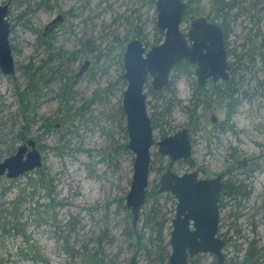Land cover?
I'll list each match as a JSON object with an SVG mask.
<instances>
[{
    "label": "rangeland",
    "instance_id": "rangeland-1",
    "mask_svg": "<svg viewBox=\"0 0 264 264\" xmlns=\"http://www.w3.org/2000/svg\"><path fill=\"white\" fill-rule=\"evenodd\" d=\"M183 1L188 10L180 30L186 35L191 21L212 16L215 5ZM8 3L16 73L6 76L0 69V162L33 140L43 164L17 178L0 176V264H166L177 202L171 193L158 192L166 170L197 171L204 178L220 174L236 186L221 194L219 204L224 264H245L250 243L256 254L248 264H264V0H246L242 10L230 12L229 57L237 63L236 56L245 54L240 63L247 68L235 65L234 110L210 86L212 107L194 106L191 65L175 67L161 92L145 86L154 143L135 226L125 204L134 154L125 148L122 55L136 27L146 47L154 45V3L0 0ZM85 62L87 70L76 77ZM182 128L189 130L192 154L171 161L156 141ZM188 264L218 262L204 253Z\"/></svg>",
    "mask_w": 264,
    "mask_h": 264
},
{
    "label": "water",
    "instance_id": "water-1",
    "mask_svg": "<svg viewBox=\"0 0 264 264\" xmlns=\"http://www.w3.org/2000/svg\"><path fill=\"white\" fill-rule=\"evenodd\" d=\"M154 3L155 28L162 33V41L147 48L140 40L127 43L122 64V79L127 88L123 94L122 109L125 115V148L134 154L133 174L125 198L133 226L146 197L150 173V148L153 145V127L147 112L145 86L160 92L169 85L171 71L182 62L196 67L194 74L199 86L207 79H228V64L221 28L195 19L184 36L181 20L187 10L183 0H147ZM10 4L0 5V69L6 76L16 73L13 49L10 43L11 24L8 21ZM88 67L85 62L78 75ZM150 79V82H149ZM158 152L171 161H187L192 154L189 131L183 128L156 142ZM31 148V149H29ZM43 164L37 144L31 140L17 152L0 162V176L17 178ZM223 189L220 176L199 178L197 171L177 174L166 170L159 178L158 192L171 193L177 200L172 219L167 264H187L188 257L211 252L223 264V241L217 236L219 202ZM191 222V223H190ZM190 226L193 230H190Z\"/></svg>",
    "mask_w": 264,
    "mask_h": 264
},
{
    "label": "flooded vegetation",
    "instance_id": "flooded-vegetation-1",
    "mask_svg": "<svg viewBox=\"0 0 264 264\" xmlns=\"http://www.w3.org/2000/svg\"><path fill=\"white\" fill-rule=\"evenodd\" d=\"M52 2H56L57 0H51ZM246 2V0H241V1H239V3H238V0H233V1H231V2H228V3H225L226 4V6H228V7H226V9L224 10V17H225V21L223 22L222 21V19H220V18H215V8L213 9V12H211L213 15L212 16H201V17H198V18H194L192 21H191V23L195 20V19H199V18H203V19H205L206 21H207V23H212V24H216L217 26H219L220 28H221V31H222V33H223V38H224V44H225V50H226V58H227V64H228V71H227V74H228V79H226L225 81H222V80H217L216 82H213L212 81V79L210 78V79H207L206 80V82H205V84H204V86H199V84L197 83V80H196V85H197V90H196V92H195V94L193 95V97H197V99H199V100H201L203 97H205V96H207L208 97V95H207V91H208V89H209V86L211 87V89H212V93L214 94V95H223V98L224 99H228V104H227V107L229 108L230 106H231V104H233L234 103V105H233V107L232 108H229L228 110H229V112L230 111H232V110H234V107H236V105H235V100L233 99V97H234V95H235V93L238 91V88H237V85H238V83H235V81H236V79H235V77H234V74L237 72V70L238 69H236V66L235 65H238L239 66V70L241 69V70H243V71H247V68L243 65V64H241L240 63V61H241V59H243L244 57H245V54L244 55H241V56H236V58L238 59V62L237 63H234V61H232V60H230V57H229V55L232 53V50H231V47H230V45H229V43H228V40H227V35L230 33V31H231V29L230 28H228V26H229V24L231 23V16H230V12L231 11H233V10H235L234 8H240L241 10H242V4L243 3H245ZM186 6H187V10H188V5L186 4ZM252 9L253 10H257V1L256 2H254L253 4H252ZM187 10H186V12L184 13V15H183V17L185 16V14L187 13ZM238 15H241V14H238ZM238 15H235V19H238L239 17H238ZM217 19H220L221 20V22H217L216 20ZM62 19H61V17H58V21H61ZM56 22V21H55ZM191 25V24H190ZM190 29V28H189ZM188 29V30H189ZM184 36H186V35H184ZM247 37V36H246ZM247 43H248V41H247ZM248 57H249V55H247ZM250 58V57H249ZM240 63V64H239ZM186 62H182V63H180L179 65H184V66H186ZM187 65H189V64H187ZM83 66V65H82ZM193 68H194V71H195V69H196V67L195 66H193V65H191ZM177 67V66H176ZM240 70V71H241ZM248 70H250V69H248ZM195 75V74H194ZM80 75H78V73H77V75H76V77H79ZM196 78V77H195ZM237 81H239V79H237ZM223 85V86H222ZM221 86V87H220ZM150 90H151V88H149ZM161 92V91H160ZM195 97V98H196ZM200 97V98H199ZM194 101V100H193ZM200 103H203V102H200ZM193 104H194V106H195V102H193ZM199 104V103H198ZM205 104V103H204ZM211 104V103H210ZM147 106V105H146ZM212 106L210 105V106H207V108H211ZM150 117V116H149ZM150 120H151V118H150ZM210 120H211V122L212 123H217L219 120H218V117H217V115L214 113V112H212L211 113V117H210ZM151 123H152V120H151ZM217 125V124H216ZM152 127H153V129H154V125H153V123H152ZM183 129V128H182ZM181 129V130H182ZM187 129V128H186ZM189 131V130H188ZM179 132V131H178ZM154 140V139H153ZM161 140V139H160ZM191 140V139H190ZM159 141V140H158ZM158 141H156V142H158ZM154 143V142H153ZM192 144V143H191ZM29 149H31V148H29ZM229 171H231V170H229ZM198 173V172H197ZM199 175V174H198ZM216 176H220L221 177V181L223 182V189H222V193L221 194H230V193H232V191L230 190L231 189V187H230V183H228L229 181H225L224 179H223V177H222V175H216ZM216 176H214V177H216ZM214 177H211V178H214ZM199 178H204V177H200L199 176ZM176 199V198H175ZM220 202H221V199H220ZM220 202H219V204H220ZM218 204V205H219ZM176 206V205H175ZM219 210H220V206H219ZM174 214H175V210H174ZM174 217V216H173ZM173 219V218H172ZM172 219H171V225H172ZM191 223V222H190ZM219 223H220V220H219ZM171 230H172V227H171ZM171 230H170V232H171ZM190 230H193V227L192 226H190ZM217 236L223 241V244H224V246H223V249H224V247H225V243H224V240L220 237V235H219V225H218V233H217ZM169 238H170V234H169V237H168V240H167V243H166V248H169V249H167L166 250V248H164V253H163V255L164 256H167L166 258V261L168 262V258H169V255H170V246H169ZM222 252H223V250H222ZM205 253H208V254H211L213 257H215V255L213 254V253H211V252H205ZM199 254H204V253H199ZM199 254H196V255H199ZM195 255V256H196ZM195 256H193V257H188V259H187V264L189 263V261L190 260H192ZM216 258V257H215ZM217 261V260H216ZM167 264V263H166ZM219 264V263H218ZM223 264H224V255H223Z\"/></svg>",
    "mask_w": 264,
    "mask_h": 264
},
{
    "label": "trees",
    "instance_id": "trees-1",
    "mask_svg": "<svg viewBox=\"0 0 264 264\" xmlns=\"http://www.w3.org/2000/svg\"><path fill=\"white\" fill-rule=\"evenodd\" d=\"M189 2H190V1H189ZM213 2H214L213 5H215V6H214V8H215V18H220V19H222V21L224 22V21H225L224 10H225L226 7H228V6H226L225 2H223V1H221V0H214ZM130 35L132 36V39H133V40H134V39H138V40H140V41L144 44V36L141 34V31H140L139 27H136V31L133 32V33H131ZM156 37H157V38L155 39V43H154V45H157L158 42H160V39H159V38L162 37V33H160V32L157 31V33H156ZM129 42H130V41H129ZM144 45L146 46V44H144ZM50 46H51V45H50L49 43H45V47H46V48H50ZM199 98H200V97H199ZM194 102H195V107H196V106L198 105V103H200V102L205 103V105H211V104H210V103H211V99H210V97H207V96L203 97L202 100H199V99H197V98H194ZM233 105H234V103L231 104V106H230L229 108H232ZM232 186H233V190H234V188H235L236 186L231 185V188H232ZM236 189H237V188H236ZM232 193H233V192H232ZM255 254H256V251H255L254 245H253V243H250V244H249V247H248V249H247V252H246V257H245V259L243 260V263L248 264V263H249L248 258H252ZM239 264H240V263H239Z\"/></svg>",
    "mask_w": 264,
    "mask_h": 264
}]
</instances>
